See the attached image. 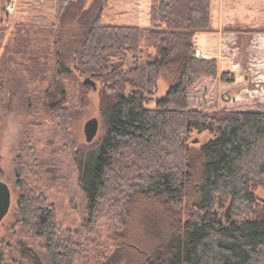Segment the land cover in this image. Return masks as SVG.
Masks as SVG:
<instances>
[{"label":"trees","instance_id":"1","mask_svg":"<svg viewBox=\"0 0 264 264\" xmlns=\"http://www.w3.org/2000/svg\"><path fill=\"white\" fill-rule=\"evenodd\" d=\"M20 3L29 16L18 32L42 31L47 49L52 38V79L46 75L50 61H5L0 98L13 62L19 72L48 80L47 105L63 128L69 123L68 95L66 89L61 99L52 94L60 76H92L107 90L100 143L75 153L87 197V231H95L103 217L115 221L117 249L100 264H264V196L258 193L264 187V111L190 108L191 88L220 76L216 57L197 55V35L212 30V0H152L149 27L105 22L109 0ZM68 22L77 31L63 39L60 29ZM225 30L264 32V25L237 23ZM162 70L172 84L155 98ZM222 78L236 79L230 71ZM154 101L155 107L149 106ZM1 117L0 112V132ZM193 131L210 132L212 138L201 137L196 145ZM30 144L22 151L31 154L19 163L18 221L45 238L51 264H77L86 247L61 229L53 204L30 183L38 162ZM152 199L159 231L148 250L129 239V216ZM2 242L0 264H9ZM16 249L27 264H48L25 241Z\"/></svg>","mask_w":264,"mask_h":264},{"label":"rangeland","instance_id":"2","mask_svg":"<svg viewBox=\"0 0 264 264\" xmlns=\"http://www.w3.org/2000/svg\"><path fill=\"white\" fill-rule=\"evenodd\" d=\"M4 1L0 0V66L3 65L4 69L5 61H50L46 75L47 78L52 79L55 58L51 56L54 52L52 38L47 49L44 39L41 40L42 31H31L28 36L25 34L22 36L18 29L26 25L29 13L18 0L16 10L7 15L6 10H2ZM91 1L87 0V5ZM229 4L233 6L235 14L232 16L228 11L225 13L226 17L231 16L232 22L236 20L238 23L252 26L264 25V0L253 2L236 0ZM151 8L152 0H109L105 8L104 20L111 24L149 27ZM216 11L214 7V14ZM213 19L215 28L218 19L217 17ZM60 30L65 39L77 31V26L68 22ZM197 43L200 46L206 44L218 50L219 36L215 30L201 32L197 36ZM32 51H35L34 55L42 52L41 57L32 56ZM45 51H47L46 55H44ZM233 63H240V61L238 59L232 61L229 57L221 58L219 60L220 76L217 79L203 78L191 88V109L264 111V61H243V64L236 69L233 68ZM232 69L239 74V76L233 74L235 81L223 79L222 74ZM6 71L7 80L3 84V96L0 98L2 114L0 180L8 183L12 193L10 210L0 223V242H5L2 248L6 261L9 264H27L16 249L18 241H25L39 252L46 263L51 264L45 238L33 234L27 226L18 221V198L21 191L18 186V179L21 177L19 163L31 154L29 149L27 153L22 151L24 144L30 142V146L34 145V153L38 158V162L33 167L36 175L29 178L30 183L38 186L53 204L61 229L86 247L77 259V264H100L112 256L117 249L113 239L115 221L109 217H103L98 221L95 231L92 233L87 231L85 227L89 219L87 197L79 184L75 153L78 150L96 147L106 131L104 107L107 90L105 85L94 78L97 88L87 85L81 89V84L86 77H80L76 72L70 76L59 77L61 79L59 84L52 89L53 98L61 99L62 90L66 89L68 95L66 105L70 106L69 123L63 128L60 125L61 119L47 105L48 92L46 94L45 89L49 84L48 80H43L41 75L36 78L26 75L25 72H19L14 62L11 66H7ZM26 76L29 79L25 80ZM238 78L239 81H236ZM171 84V75L162 70L154 97L166 95ZM29 91L34 93L30 95ZM155 105V101L149 104L154 107ZM92 117L99 118L100 127L97 136L89 142L85 134V124ZM201 137L209 139L212 138V134L193 131L192 143L199 144ZM196 139L199 141L196 142ZM258 193L264 196V187L259 188ZM157 207L158 205L152 199L138 209L137 206L134 207L129 216V239L135 242L140 241L139 244L148 250L158 239L159 227L156 218L159 217L155 218Z\"/></svg>","mask_w":264,"mask_h":264},{"label":"crops","instance_id":"3","mask_svg":"<svg viewBox=\"0 0 264 264\" xmlns=\"http://www.w3.org/2000/svg\"><path fill=\"white\" fill-rule=\"evenodd\" d=\"M233 1L236 0H212V30H215V33L219 36V44H218V50H214V48H211L210 46L204 44L203 46H200L197 43V37H196V43H197V54L200 57L205 58H212L216 57L218 61L223 57H229L232 59V61H235L238 59L240 64H243V61H264V32H238V31H226L225 27L229 25H236L238 21L232 22L231 16L226 17L225 12H230V15H234V8L231 6ZM247 2H253L255 0H246ZM257 1V0H256ZM214 7H216V13L214 14ZM228 8V10H227ZM217 17V27H213V18ZM234 19H237L234 17ZM244 24V23H240ZM246 25V24H244ZM249 25V24H247ZM209 32V31H208ZM198 36V35H197ZM229 40H232L230 43ZM235 45V46H234ZM220 69V68H219ZM232 73H235V75L239 76V74L236 73L232 69L230 71ZM239 81V78L236 80ZM245 110V109H244Z\"/></svg>","mask_w":264,"mask_h":264},{"label":"water","instance_id":"4","mask_svg":"<svg viewBox=\"0 0 264 264\" xmlns=\"http://www.w3.org/2000/svg\"><path fill=\"white\" fill-rule=\"evenodd\" d=\"M83 84L92 85L97 88V82L92 76H87L83 80ZM100 127V120L98 117L90 118L85 124V134L89 142L93 141L97 136ZM196 142L199 139L195 140ZM12 203L11 188L5 181L0 180V223L8 214Z\"/></svg>","mask_w":264,"mask_h":264},{"label":"built area","instance_id":"5","mask_svg":"<svg viewBox=\"0 0 264 264\" xmlns=\"http://www.w3.org/2000/svg\"><path fill=\"white\" fill-rule=\"evenodd\" d=\"M18 4V0H7L5 10L8 13H12L16 10ZM233 68H239L238 63H233Z\"/></svg>","mask_w":264,"mask_h":264}]
</instances>
